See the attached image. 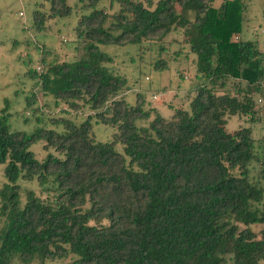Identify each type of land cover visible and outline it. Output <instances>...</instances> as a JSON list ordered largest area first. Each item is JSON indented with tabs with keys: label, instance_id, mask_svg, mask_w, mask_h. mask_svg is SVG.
I'll use <instances>...</instances> for the list:
<instances>
[{
	"label": "trees",
	"instance_id": "16d2710c",
	"mask_svg": "<svg viewBox=\"0 0 264 264\" xmlns=\"http://www.w3.org/2000/svg\"><path fill=\"white\" fill-rule=\"evenodd\" d=\"M44 1L49 11L33 13L39 32L72 12L67 0ZM213 3L118 0L117 12L93 10L77 21L81 54L70 62L41 45L32 65V44L15 39L28 81L15 97L33 130L11 132L9 105L0 111V264H264V135L250 127L264 99V50L245 32L247 0ZM171 30L196 56L197 83L188 109L165 118L142 93L127 102L128 79L100 47L161 51ZM39 98L60 115L46 116ZM231 117L248 126L229 132ZM94 125L113 128L111 139L95 141ZM37 143L41 161L30 151Z\"/></svg>",
	"mask_w": 264,
	"mask_h": 264
},
{
	"label": "rangeland",
	"instance_id": "374dc122",
	"mask_svg": "<svg viewBox=\"0 0 264 264\" xmlns=\"http://www.w3.org/2000/svg\"><path fill=\"white\" fill-rule=\"evenodd\" d=\"M221 2L222 0H214V7H220ZM67 4L72 8L70 16L49 20L45 23L46 31L39 32L33 26V13L35 10L47 13L49 4L46 1L0 0V111L9 105V113L12 114L9 122L11 132L24 131L30 134L33 130L32 122L27 124L24 122L23 95L20 94L18 98L15 97V91H20L28 82L20 77L24 71H18L20 65L15 60V57L20 54L19 52H24V46L12 50L15 39L21 43L26 40L32 44L31 47H28V53L33 60L32 65L36 64L39 55L35 46L41 45L54 49L52 51L56 52L59 61L70 62L78 59L81 54L82 44L75 42L77 40L74 35V28L78 19L82 15H89L93 10L104 9L109 13H114L118 11L119 7L118 0H67ZM247 6L245 32L247 27L250 28L253 35L252 40L257 41L260 48L264 50V35L260 34L264 32V0H247ZM19 13H22V17ZM243 38L248 40L249 35H244ZM60 41L66 42H62V45L59 43ZM162 45L164 49L161 51H159L160 44H155L150 48L148 47L149 44L124 47L108 46L100 47V50L113 56V67L128 79L129 89L126 93L128 103L135 104L136 94L142 93L147 104L151 103L162 117L169 118L173 113L172 108L188 109L193 94L192 89L197 83L196 56L190 52L189 46L183 43L181 31L171 30L163 39ZM54 58L56 59V57ZM158 59L166 61V69L157 71L152 67L151 64ZM179 73L185 79H181ZM155 94L158 95V101L152 102V95ZM39 102L40 105H44L42 112L44 111L46 116L56 117L60 115H54L56 114L55 111L58 113L61 108L54 107L50 99L48 101L45 98H39ZM49 104L53 107H49ZM257 104L259 108L256 116L257 123L250 127L254 138L260 139L264 135V99ZM88 114L89 111L86 109L80 115L84 119ZM63 116L67 115L63 114ZM241 125H247L244 118L231 117L227 122V130L233 132ZM113 133L114 129L111 127L94 125L93 136L97 142L110 140ZM116 150L122 152V147L118 146ZM30 151L34 153L38 161L43 159L44 152L41 143L33 145ZM3 169L4 166L0 165V187L5 182ZM32 187L36 191L38 190L35 186ZM260 229H262L261 226L252 227L256 233Z\"/></svg>",
	"mask_w": 264,
	"mask_h": 264
},
{
	"label": "built area",
	"instance_id": "2783aa9c",
	"mask_svg": "<svg viewBox=\"0 0 264 264\" xmlns=\"http://www.w3.org/2000/svg\"><path fill=\"white\" fill-rule=\"evenodd\" d=\"M156 97L154 96L153 99H155Z\"/></svg>",
	"mask_w": 264,
	"mask_h": 264
}]
</instances>
